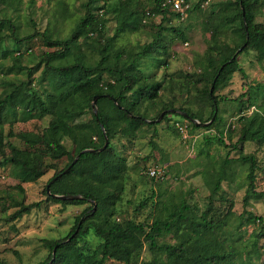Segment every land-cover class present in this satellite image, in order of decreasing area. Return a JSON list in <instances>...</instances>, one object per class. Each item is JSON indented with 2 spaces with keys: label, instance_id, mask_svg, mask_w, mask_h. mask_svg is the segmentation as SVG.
Instances as JSON below:
<instances>
[{
  "label": "trees",
  "instance_id": "obj_1",
  "mask_svg": "<svg viewBox=\"0 0 264 264\" xmlns=\"http://www.w3.org/2000/svg\"><path fill=\"white\" fill-rule=\"evenodd\" d=\"M84 1L83 15L69 36L55 39L47 28L20 36L18 16L14 17L18 11L14 0H0V58L3 59V52L8 50L11 60L8 67L0 63V83L3 84L0 166L10 165L18 181L13 186L16 196H2L0 204L9 201L18 208L10 216L11 221L39 208L40 202L23 204V186L52 172L45 184V202L63 207L87 205L75 218L65 238L42 240L48 256L37 264H105L110 261L121 264H264L258 263L264 249V243L260 244L264 227L261 225L247 240L242 239L240 232L244 225L261 224L262 218L245 210L236 220L227 222L223 221L227 213L222 216L214 208L215 198L218 197L219 202L226 201L222 183L232 181L230 166L233 164L245 168L244 206H248L249 199L264 198L262 192H256L255 181L260 168L256 156L243 153L247 143L264 144V88L250 85L230 100L237 107L236 132L220 111V104L228 100L220 92L230 86L236 72L244 75L239 56L251 51L255 61L264 65V28H258L256 22L264 0H223L213 6L205 21L212 43L199 73H175L183 81L181 90L195 92L178 107H175L178 100L174 95L169 96L176 83L174 78L167 73L160 78L155 74L157 69L167 66L169 54L163 39L169 35L185 41L180 27L173 26L172 21L200 11L201 4L207 0H197L194 5L182 0L183 5H188L183 13L172 10L173 0ZM9 10L14 14L8 15ZM110 16L115 26L113 34L107 37ZM155 18L160 19L158 24L150 22ZM147 24L155 30L150 43L128 51L115 49L121 37L138 33ZM222 36L226 41L220 40ZM36 38L43 46L54 50L38 56L32 67L24 66V54L31 52L25 46ZM23 47L25 53L21 52ZM2 67H5L3 72ZM10 74L14 80L6 78ZM20 74L26 79L17 78ZM164 92L168 93L167 99ZM95 96H98L96 115L92 109ZM194 97L196 103H193ZM249 110L250 114H246ZM162 113V121L174 115L187 122L192 131L214 130V134L205 136L203 144L214 142L227 150L220 163L208 165L204 171L208 203L200 211L184 198L169 201L153 191L136 206L135 211L139 212L150 204L151 213L142 222L120 219L117 205L122 199L129 167L126 159L116 153L112 140L134 141L146 127L151 128L155 136L156 127L162 122L155 120ZM87 114L88 121L75 122ZM48 116V124L40 133L12 131L15 123ZM211 119L210 125H201ZM6 125L9 126L7 133ZM103 131L108 139L106 149L80 154L85 149L102 148ZM233 133L237 135L234 142ZM13 137L22 147L6 141ZM65 140L71 142L75 152L66 148ZM150 145L156 149L153 141ZM5 147L9 148L8 156L4 155ZM231 151H237L236 159L230 158ZM199 155L203 156V152ZM63 159L66 164L58 169ZM149 169L146 174L153 183L165 181V171L158 179L149 177ZM48 185L50 194L46 190ZM52 195H79L81 199L61 201ZM167 237L173 242L166 241ZM92 240L96 241L95 245ZM144 248L150 254L148 259L141 258ZM246 251L250 254L249 260L243 256Z\"/></svg>",
  "mask_w": 264,
  "mask_h": 264
},
{
  "label": "rangeland",
  "instance_id": "obj_2",
  "mask_svg": "<svg viewBox=\"0 0 264 264\" xmlns=\"http://www.w3.org/2000/svg\"><path fill=\"white\" fill-rule=\"evenodd\" d=\"M33 1L34 3L32 0H14V6L18 10L17 13L14 14L13 11H8V15L14 14V17L18 16L16 22L20 25V36L36 31L43 32L47 28L55 39H64L69 36L74 25L83 15L81 5L85 2L84 0ZM188 1L189 4L194 5L197 0ZM222 1L207 0L201 4L200 11L189 13L187 16L184 14L180 21H172L173 26L180 27L185 36V41L172 39L169 35L164 36L163 41L169 54L167 66L160 67L155 71V74L160 78L162 74L167 73L174 78L176 83L173 84L169 96L174 95L178 100L175 103V107L180 106L181 102L184 105V102L190 100L195 93L194 90L189 92L181 90L180 86L183 81L176 77L175 73H199L205 61L207 48L212 43V35L210 30L205 27V21L213 10V6ZM152 21L154 22L153 24H158L160 19L155 18L150 22ZM256 22L258 28H264V7L261 8L260 13L257 15ZM114 26L113 17L110 16L106 27L107 37L113 34ZM154 32V27H150L147 24L140 32L126 34L121 37L115 43V49L128 51L137 46L150 43L154 39ZM220 38L222 42L226 41L224 36ZM25 47L31 50L30 53L24 54L25 56L22 60V64L27 67H32L38 61V56L44 52L54 50L43 46L39 38L34 39ZM25 47L21 50L22 53H25ZM84 51L87 52L86 49ZM9 54L10 51H4L3 59L0 58V63H3L5 67L11 65ZM238 61L240 68L244 71V75L236 72L232 76L230 86L220 92V95L228 99L220 104V111L224 113V119L227 120L228 125L232 127L234 132H236L238 127L236 124L237 107L230 100L242 94L250 85L264 88V65L255 61L254 53L251 51L245 52L239 56ZM5 67L1 68L2 72ZM135 74L140 77L138 73L135 72ZM6 78L14 80L12 74ZM17 78L20 80L26 79L22 74L18 75ZM2 90L3 84L0 83V94ZM167 96L168 93L164 92L165 99H167ZM196 102L197 98L194 97L193 103ZM250 110L246 114H250ZM162 118L158 122H161ZM89 119L90 116L87 114L81 119L75 120V122H86ZM48 121L49 116L42 120L15 123L12 131L14 133L22 131L40 133L47 126ZM8 130L9 126H4L5 133ZM211 134H214V130L192 131L188 127L187 122L177 116L168 115L167 120L162 121L156 127L155 136H153L152 129L146 127L134 141L118 138L112 140L116 153L126 159L129 167L122 199L117 205L119 218L134 219L136 222H142L151 213L150 204L148 203L147 207H144L139 212L135 211L136 206L143 199L148 198L153 191L161 194L165 200L176 201L177 198H184L191 206L196 205L200 211L205 209L208 203L209 189L204 179V171L208 169V165L220 163L227 153V150L217 143L203 144L205 136H210ZM236 136V133H233L232 142L236 140ZM6 141L16 143L18 147H22V144L15 137L8 138ZM150 141L155 143L156 149L151 147ZM64 144L68 150H73L69 140H65ZM3 151L5 156L10 154L7 147ZM200 151L203 152V156L199 155ZM243 153L256 156L260 167L255 181L256 192L264 194V144L247 143L243 147ZM230 158L236 159L237 151H231ZM65 164L66 160H61L58 163V169L64 167ZM154 167L162 170L161 175H163L164 171L166 172L164 182L153 183L147 177V169ZM230 172L232 173V181L222 183L226 201L219 202L218 197L215 198L214 208L217 209V212L222 213V216L227 213L223 218V221L227 222L236 220L245 210L256 217H261L263 220L261 224L256 223V225L240 227L242 239L247 240L252 232L259 231L261 225L264 227V198L249 199L248 206H244L245 187H243V183L245 168L238 164H233L230 166ZM52 174V172H49L40 180L23 186L25 189V195L22 197L23 204L29 205L37 202L41 204L39 208L32 209L29 214H24L20 219L11 221L9 219L10 216L18 208L11 205L9 201L0 204V264H37L43 261L47 258L48 251L43 247L42 240L65 238L73 227L75 218L87 207V205H67L63 207L58 204L45 202V184ZM16 184H18V181L12 175L11 166H0V197L7 194L13 197L16 196V190L13 189ZM19 199L21 200V197ZM165 240L173 242L170 237L165 238ZM92 243L95 245L96 241L92 240ZM262 243H264V239L260 241V244ZM261 251V259H259L258 263L264 262V249ZM149 256V252L144 248L141 258L148 259ZM243 256L245 260L250 258V254L247 251L244 252ZM105 264L121 263L110 261Z\"/></svg>",
  "mask_w": 264,
  "mask_h": 264
},
{
  "label": "water",
  "instance_id": "obj_3",
  "mask_svg": "<svg viewBox=\"0 0 264 264\" xmlns=\"http://www.w3.org/2000/svg\"><path fill=\"white\" fill-rule=\"evenodd\" d=\"M97 99H98V96H95V97L93 98V101H92V109H93V112H94L95 115L97 114V108H96V101H97ZM179 113H180L181 115H183V116H186V114L183 113V112H179ZM162 116H163V114H161V115L159 116V118H158L155 122H158V121L162 118ZM212 121H213V119H211L209 122L204 123V124H201V125L206 127V126L210 125V124L212 123ZM193 122H194L196 125H200L196 120H193ZM101 128H102V127H101ZM103 134H104L105 143H104V146H103L102 148L97 149V150H93V149H85V150H82V151L80 152V154H84V153H95V152H101V151H104V150L106 149L107 145H108V139H107V137H106L104 131H103ZM77 159H78V156L75 158V160H74L73 163H75ZM68 169H69V168H67V170H68ZM67 170H65L63 173H66ZM55 179H56V178H54V180H55ZM54 180H52V181L50 182V184L53 183ZM50 184H49V185H50ZM49 185H48L47 188H46V190H47V194H50V192H49ZM52 196H53L54 198H57V199L61 200V201H71V200H79V199H81V196H79V195H76V196H74V195H52ZM93 210H95V205H94V207H93Z\"/></svg>",
  "mask_w": 264,
  "mask_h": 264
},
{
  "label": "built area",
  "instance_id": "obj_4",
  "mask_svg": "<svg viewBox=\"0 0 264 264\" xmlns=\"http://www.w3.org/2000/svg\"><path fill=\"white\" fill-rule=\"evenodd\" d=\"M171 4H172V10L175 11V12L183 13L188 8V5H183V1L182 0H173L171 2ZM180 130H181V128H180ZM161 174H162V170H160L157 167L150 168L148 170V175H149V177H152V178L160 179V178H162Z\"/></svg>",
  "mask_w": 264,
  "mask_h": 264
}]
</instances>
